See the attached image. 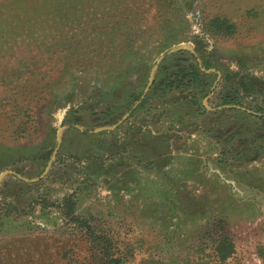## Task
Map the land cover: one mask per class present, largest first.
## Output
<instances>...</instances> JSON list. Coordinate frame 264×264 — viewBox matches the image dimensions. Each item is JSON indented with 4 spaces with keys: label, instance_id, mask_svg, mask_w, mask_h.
<instances>
[{
    "label": "rangeland",
    "instance_id": "1",
    "mask_svg": "<svg viewBox=\"0 0 264 264\" xmlns=\"http://www.w3.org/2000/svg\"><path fill=\"white\" fill-rule=\"evenodd\" d=\"M178 52L204 93H163ZM223 96L254 115L211 117ZM263 128L264 0H0V264H108L114 239L68 200L124 264H219L202 238L220 220L223 264H264Z\"/></svg>",
    "mask_w": 264,
    "mask_h": 264
},
{
    "label": "trees",
    "instance_id": "2",
    "mask_svg": "<svg viewBox=\"0 0 264 264\" xmlns=\"http://www.w3.org/2000/svg\"><path fill=\"white\" fill-rule=\"evenodd\" d=\"M155 1H157V0H155ZM158 30H159L160 34L165 33L167 31L164 28V25L162 23L159 26ZM164 36H166V35H164ZM182 53H184V52H178V53L172 54L171 56L167 57L166 60L163 61V63L160 64V67L165 72H169L170 70H173L172 71L173 75H171L172 80H168V82L166 84L168 91L170 92L171 90L176 89V88L188 89L190 87L191 88L197 87L196 89L198 90V94L204 93L206 91L205 89H207V86L203 83L201 77L204 76L205 74L203 72H201V68H200V66L197 65L198 63L195 61L196 60L195 58H193L191 56V58L193 59L192 64H187L186 67L180 68L178 65L176 67H173L172 64L173 63L176 64L178 57H180L179 54H182ZM168 62L170 63V66L169 65L167 66ZM188 78H190L191 81L184 84L186 81H188L187 80ZM163 85H164V83H163ZM157 91L158 90H154L149 97L153 98L157 94ZM227 101H229V99L225 98V102H227ZM145 103H146V101L141 105V107L144 106ZM227 103L233 104V105L237 104V102H235V100H233L231 102H227ZM194 104H192V105H194ZM260 131H261V129H260ZM262 133L263 134H261V139H262L261 142L264 143V128L262 129ZM249 144L252 145L251 143H249ZM240 147L244 148L245 145L242 144ZM236 150L237 149H234L235 155L238 154V156L239 155L242 156L243 153H247V147L241 151L237 150V154H236ZM13 181L15 183H18L21 185L24 184L21 180L15 178V177H13ZM26 186H28V185H26ZM68 202H69L70 206H69V214H67V217H69L70 220L73 221V223L78 224L79 226H81L82 229H84L86 231V237L87 238L91 239L94 242H102L103 244L107 243V241L109 239H114L111 243H108V249L105 250L104 256H102L103 261H107L108 264H124L125 262L127 263L130 261V258H128V259L123 258V255H124L123 248H125L127 245L122 244L119 240H117L118 239L117 235H114V238H113V236H110L109 234H105L102 232H95L96 231L95 229L97 228V226H95V225L91 226L90 223L85 222L81 218L73 216V210L75 208V203L73 201L71 202L70 200H68ZM223 224H224L223 220L210 223L209 224V230H207L210 234L207 235V237L204 236L202 238V240H204V243L206 245H208V248H209L210 253L208 254L207 257L212 256V258H214L217 261V263H219V264L226 263L229 259L231 260L234 256L233 255L234 254L233 242L231 241V237L229 238V235H227V233L225 231L226 226L225 225L223 226ZM2 225H4V222H0V226H2ZM117 246L119 247L118 250H117ZM2 251H3V249H0V254L2 253ZM5 258H8L7 255L5 256ZM94 262H95V264H97L96 261H94ZM99 262L101 263V258H100ZM152 264H156V263H152Z\"/></svg>",
    "mask_w": 264,
    "mask_h": 264
},
{
    "label": "flooded vegetation",
    "instance_id": "3",
    "mask_svg": "<svg viewBox=\"0 0 264 264\" xmlns=\"http://www.w3.org/2000/svg\"><path fill=\"white\" fill-rule=\"evenodd\" d=\"M201 72H202V70H201ZM166 74H168V72H166ZM216 74H217V79H219L220 78V76H218L219 75V73L218 72H216ZM167 77L169 76V74L168 75H166ZM156 83H154V85H155ZM165 84H167L166 82L164 83V86H163V88H164V90H163V93H167L168 92V88H167V86H165ZM161 85H163V84H161ZM154 89H156L154 86L153 87H151L150 88V91H152V90H154ZM161 89H162V87H161ZM211 94V93H210ZM209 94V95H210ZM225 98H227V99H229V101H227V102H231V101H233V99H231V98H229L228 96H223V98H222V104L221 105H219L218 107H215V108H213L212 110L210 109L209 111H208V114L209 115H211V117H214V115H216L217 113H218V111H220V113L222 112V111H228V112H230V111H235V110H242V108H240V107H236L235 105L236 104H228L227 102H225ZM244 111H246L247 112V110H244ZM239 112H241V111H239ZM195 116L198 118L200 115H198L197 113H195ZM212 127H214L213 129H209L208 131H207V135H210V133H211V135H212V138L214 139V141H215V139L217 138L220 142H221V144L222 145H224V144H231V143H233L234 142V140H235V137H237V135H240V130H238V129H236V128H234V130H233V132L231 133L230 132V134L228 135V137L227 138H225L224 137V135L226 134V132L225 131H223L222 132V130L221 129H219L218 127L216 128V126H214V124H212ZM229 133V132H228ZM240 141H241V139H240ZM154 143V142H153ZM227 145V146H228ZM232 155V154H231Z\"/></svg>",
    "mask_w": 264,
    "mask_h": 264
},
{
    "label": "water",
    "instance_id": "4",
    "mask_svg": "<svg viewBox=\"0 0 264 264\" xmlns=\"http://www.w3.org/2000/svg\"><path fill=\"white\" fill-rule=\"evenodd\" d=\"M180 49V48H179ZM178 49V50H179ZM163 59V56L162 57H160L159 58V61L157 62V63H159L161 60ZM150 81H151V79H150ZM145 92H146V90H145ZM242 110H244V109H242ZM249 114H253L254 115V113L253 112H250V111H247ZM119 125V124H118ZM117 125V126H118ZM115 128V126L113 127V129ZM101 130H106V129H101ZM59 132L60 131H58V136H57V141H59ZM47 169H48V167L45 169V171H44V173L42 174V176L40 177V178H42L44 175H45V173L47 172ZM6 175H12V176H14V173L13 172H10V171H6V172H4L3 174H1L0 175V180H1V178H3L4 176H6Z\"/></svg>",
    "mask_w": 264,
    "mask_h": 264
},
{
    "label": "crops",
    "instance_id": "5",
    "mask_svg": "<svg viewBox=\"0 0 264 264\" xmlns=\"http://www.w3.org/2000/svg\"><path fill=\"white\" fill-rule=\"evenodd\" d=\"M161 63H163V59L160 61V64H161ZM155 141H157V140H154L153 142H155Z\"/></svg>",
    "mask_w": 264,
    "mask_h": 264
}]
</instances>
